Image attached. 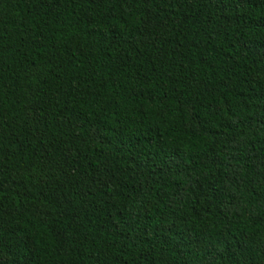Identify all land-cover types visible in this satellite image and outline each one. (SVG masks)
<instances>
[{
  "label": "trees",
  "instance_id": "obj_1",
  "mask_svg": "<svg viewBox=\"0 0 264 264\" xmlns=\"http://www.w3.org/2000/svg\"><path fill=\"white\" fill-rule=\"evenodd\" d=\"M0 264H264V0H0Z\"/></svg>",
  "mask_w": 264,
  "mask_h": 264
}]
</instances>
